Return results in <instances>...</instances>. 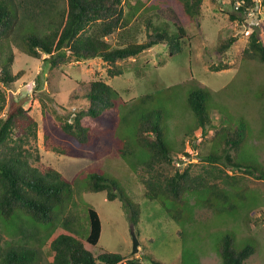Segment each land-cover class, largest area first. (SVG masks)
Returning <instances> with one entry per match:
<instances>
[{"label": "rangeland", "instance_id": "374dc122", "mask_svg": "<svg viewBox=\"0 0 264 264\" xmlns=\"http://www.w3.org/2000/svg\"><path fill=\"white\" fill-rule=\"evenodd\" d=\"M127 1L138 9L124 30L108 37L112 47L144 41L149 31L146 21L150 19L154 25L166 24L170 32H176L177 25L182 26L188 34L183 51L170 57L167 45H158L137 57L118 62L123 73L111 77L107 72L109 67L101 59L73 60L60 68H51L43 60L45 56L40 59L29 57L23 49L21 35L24 30L21 29L9 39L0 41V60L5 61L12 54L11 72L20 73L9 86L0 84L5 95L0 117L9 108L22 105L37 122L36 138L22 144L28 152L25 153L28 164L41 172L52 167L67 180L78 179L58 221L44 228L40 241L32 244L39 253L37 264L51 262L49 242L52 237L61 232L85 236L88 222L84 206L87 205L92 206L101 219L98 243L95 246L86 244L92 252L133 255L142 259L143 264H153V261L161 264H221L216 243L229 229L236 234L235 247L248 244L254 250L244 264H264V180L229 169V174L243 175V182L236 189L247 188V201L238 202L239 208L235 212L219 214L201 205L205 193L195 195L197 198L188 195L190 207L195 208L193 216L189 222L177 221L157 201L143 198V186L137 178L140 169L133 173L129 167L125 169L122 165L127 167V164L118 154L119 134L128 133L129 125L138 117L137 113L128 114L129 110L139 105L141 95L156 93L140 110H161L162 125L168 129L167 135L175 150V166L202 171L208 164L209 152L217 151L212 145L215 132L222 123L232 122L233 126L244 122L252 128L251 146L245 144V150L249 152H245L244 159L260 161L264 165V93L261 92L264 63H243L241 54L252 26L264 40V7L257 6L249 16V22L243 20L240 23L229 18L230 0H203L200 14L194 18L184 13L180 0ZM58 3L62 6V2ZM125 11L133 10L126 6ZM229 36H236L237 41L226 53L220 54L217 46ZM224 63L229 68L216 71V67ZM97 79L117 91L116 105L100 119H82L91 142L79 147L63 134L59 118L72 120L74 111L86 104L90 82ZM194 86L207 89L210 94L212 125L207 127L205 135L199 130L190 132L194 119L186 104V95ZM186 133L190 136H185ZM19 135L16 133L14 139ZM126 160L129 162L131 158ZM94 166H99L103 175H112L119 182L122 180L126 193L141 209L136 225L140 233L139 245L134 254L129 211L121 201L107 200L104 192H89L82 182V172ZM127 171L131 173L130 180ZM166 171L172 173L174 166ZM69 216L74 220L67 228L62 222ZM2 231L0 245L18 239L11 229L3 228Z\"/></svg>", "mask_w": 264, "mask_h": 264}, {"label": "trees", "instance_id": "16d2710c", "mask_svg": "<svg viewBox=\"0 0 264 264\" xmlns=\"http://www.w3.org/2000/svg\"><path fill=\"white\" fill-rule=\"evenodd\" d=\"M58 2H62V6ZM180 2L189 18L200 14L203 0ZM230 5L229 18L248 23L254 8L264 7V0H230ZM126 6L133 11L126 12ZM137 9L127 0H0V41L9 39L21 29L24 30L21 35L23 49L29 57L40 59L45 56L43 60L51 68H60L73 60L101 59L109 67L107 72L111 77L123 73L118 62L137 57L158 45H167L170 57L183 51V42L188 34L182 26L177 25V31L170 32L166 24L154 25L150 19L146 21L149 31L144 41L112 47L108 37L124 30ZM262 27L264 29V22ZM236 41V36L222 39L217 46L218 52L226 53ZM241 54L243 63H264V40L258 37L256 27L252 26L248 33L247 45L242 48ZM12 62V54L5 61L0 60V84L4 86H9L20 77V73L12 74ZM226 68H229L228 64H220L216 71ZM261 92L264 93V87ZM155 94L140 96L139 105L128 112L131 115L137 113V119L129 125L128 133L119 134L118 154L127 167L121 165L125 169L129 167L132 173L140 169L137 178L143 186V198L157 201L177 221L189 222L193 216L195 208L190 207L188 195L197 198L195 195L205 193L201 205L206 209L219 214L235 212L239 208L238 202L247 201V188L236 189L243 182V175L229 174V169L264 180V165L260 161L244 159L245 152H249L245 150V144L251 146L252 128L244 122L234 126L233 122L222 123L212 138V145L217 147V151L209 152L206 157L208 164L202 171L175 166V150L167 135L168 129L162 125L161 110H140ZM116 96L117 91L102 79L91 81L86 104L74 111L72 120L59 118L63 134L79 147L89 145L90 133L82 124V119H100L106 111L115 107ZM186 97L194 119L190 132L199 130L205 135L207 127L212 125L208 104L210 94L207 89L194 86L190 87ZM4 103L5 95L0 90V114ZM18 132L20 135L14 139ZM36 132L37 122L20 104L9 108L0 117V240L3 239V228L11 229L18 237L14 242L0 245V264L38 263L39 253L32 244L40 241L44 228L58 221L77 186L78 179L67 180L52 167L41 172L28 164L25 154L28 152L22 144L36 138ZM187 134L185 136H190ZM127 157L131 158L129 162ZM171 166H174V171L169 173L166 169ZM127 172L130 180L131 173ZM81 176L89 192H104L107 200L122 202L139 237L136 225L140 221L141 209L126 193L122 180L119 182L112 175H103L99 166L90 167ZM84 207L88 222L85 236L61 232L52 237L49 242L52 260L48 264H143L142 259L133 255L90 251L86 244L95 246L98 243L101 219L92 206ZM73 220L74 217L69 216L62 223L70 228ZM235 237V232L228 229L216 243L221 264H244L254 254L248 244L235 247ZM153 264L161 263L153 261Z\"/></svg>", "mask_w": 264, "mask_h": 264}, {"label": "water", "instance_id": "95a60500", "mask_svg": "<svg viewBox=\"0 0 264 264\" xmlns=\"http://www.w3.org/2000/svg\"><path fill=\"white\" fill-rule=\"evenodd\" d=\"M131 237H132V243H133V253H136L138 251V245H139V240L138 237L134 231V227L131 226L130 229Z\"/></svg>", "mask_w": 264, "mask_h": 264}]
</instances>
